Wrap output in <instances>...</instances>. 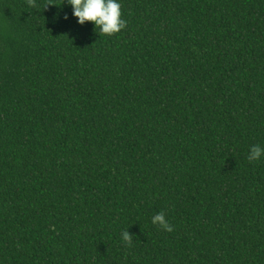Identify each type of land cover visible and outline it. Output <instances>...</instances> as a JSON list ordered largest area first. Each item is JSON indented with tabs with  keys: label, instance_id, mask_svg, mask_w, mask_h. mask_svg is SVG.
<instances>
[{
	"label": "trees",
	"instance_id": "trees-1",
	"mask_svg": "<svg viewBox=\"0 0 264 264\" xmlns=\"http://www.w3.org/2000/svg\"><path fill=\"white\" fill-rule=\"evenodd\" d=\"M120 3L0 0V264H264V0Z\"/></svg>",
	"mask_w": 264,
	"mask_h": 264
},
{
	"label": "clouds",
	"instance_id": "clouds-1",
	"mask_svg": "<svg viewBox=\"0 0 264 264\" xmlns=\"http://www.w3.org/2000/svg\"><path fill=\"white\" fill-rule=\"evenodd\" d=\"M67 3L72 6V14L78 18L79 24L93 22L95 27L99 28V33L113 35L126 27L127 22L122 16L120 0H67ZM262 157H264V147L257 144L250 148L247 159L249 162L260 161ZM151 223L159 225L165 231H173V226L163 212L155 214ZM121 238L128 246L132 245V234L128 230L121 234Z\"/></svg>",
	"mask_w": 264,
	"mask_h": 264
}]
</instances>
